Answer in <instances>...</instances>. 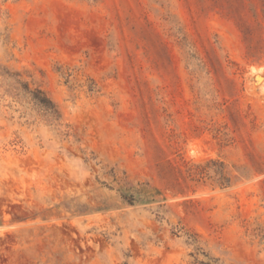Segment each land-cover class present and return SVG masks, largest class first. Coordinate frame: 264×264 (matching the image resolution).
<instances>
[{
  "label": "rangeland",
  "instance_id": "1",
  "mask_svg": "<svg viewBox=\"0 0 264 264\" xmlns=\"http://www.w3.org/2000/svg\"><path fill=\"white\" fill-rule=\"evenodd\" d=\"M257 78L264 0H0V264H264Z\"/></svg>",
  "mask_w": 264,
  "mask_h": 264
},
{
  "label": "trees",
  "instance_id": "2",
  "mask_svg": "<svg viewBox=\"0 0 264 264\" xmlns=\"http://www.w3.org/2000/svg\"><path fill=\"white\" fill-rule=\"evenodd\" d=\"M24 88L29 91L36 104H38L47 114L53 118L59 116V110L57 109L56 104L43 89H31L27 84H24Z\"/></svg>",
  "mask_w": 264,
  "mask_h": 264
},
{
  "label": "bare ground",
  "instance_id": "3",
  "mask_svg": "<svg viewBox=\"0 0 264 264\" xmlns=\"http://www.w3.org/2000/svg\"><path fill=\"white\" fill-rule=\"evenodd\" d=\"M257 82L261 83L262 85H264V81L262 79H260V78H257Z\"/></svg>",
  "mask_w": 264,
  "mask_h": 264
}]
</instances>
